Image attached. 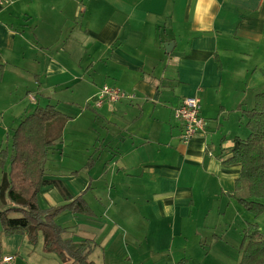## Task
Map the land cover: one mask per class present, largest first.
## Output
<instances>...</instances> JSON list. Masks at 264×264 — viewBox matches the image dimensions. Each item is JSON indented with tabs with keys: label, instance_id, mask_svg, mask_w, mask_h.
I'll return each instance as SVG.
<instances>
[{
	"label": "crops",
	"instance_id": "1",
	"mask_svg": "<svg viewBox=\"0 0 264 264\" xmlns=\"http://www.w3.org/2000/svg\"><path fill=\"white\" fill-rule=\"evenodd\" d=\"M105 85L137 99L96 107ZM262 92L264 0H12L0 11L1 136L49 105L70 118L45 180L84 194L94 216L56 223L65 240L90 242L94 264H204L195 254L219 237L214 208L238 194L241 167L225 161ZM195 96L206 134L185 145L175 111ZM65 202L53 185L38 195L42 210ZM164 222L177 256L158 242ZM0 264L64 263L40 236L2 234Z\"/></svg>",
	"mask_w": 264,
	"mask_h": 264
},
{
	"label": "trees",
	"instance_id": "2",
	"mask_svg": "<svg viewBox=\"0 0 264 264\" xmlns=\"http://www.w3.org/2000/svg\"><path fill=\"white\" fill-rule=\"evenodd\" d=\"M244 115L249 137L235 139L225 164L240 165L236 189L240 191L243 182H246L249 199L239 201L249 213L259 217L264 214V92L256 95L253 108L245 111ZM66 121L67 117L56 106L49 105L38 108L16 129L11 171L3 175L0 183L2 234L28 235L32 245H37L40 234H43L45 252L55 254L64 264H94L88 259L89 252H85L90 242L65 240V229L56 223V219L64 213L94 216L84 194L73 199L61 181L45 180L49 151L62 143ZM3 155L0 154V161ZM46 185L55 186L65 198V204L42 210L38 205V195ZM241 250L239 264H264V234L257 224L245 229ZM186 261L182 260L179 264H187Z\"/></svg>",
	"mask_w": 264,
	"mask_h": 264
},
{
	"label": "rangeland",
	"instance_id": "3",
	"mask_svg": "<svg viewBox=\"0 0 264 264\" xmlns=\"http://www.w3.org/2000/svg\"><path fill=\"white\" fill-rule=\"evenodd\" d=\"M92 76L96 77L95 74H92ZM67 102H71V99H68ZM93 102L94 101L92 99V103ZM68 119L70 118L67 117V120ZM245 122H247L246 119ZM17 126H15L14 128L11 127V132H9V130L7 131L6 129L3 136H1L0 133V154H4L2 161H0V183L2 182L3 175L5 173L9 174L11 171L13 136L16 129L19 127ZM2 128L3 126L0 125V130H2ZM53 159V152L51 151L50 157H48V161H53ZM64 160L66 164L69 163L68 159ZM243 185L244 188L242 190H236V192L238 193L236 197L232 196L228 198L226 196L227 200L223 204L220 211H218V206L214 208V212L211 216L215 217V219H211L210 224L213 225V221L216 222L214 224H216L218 227H215L216 225L213 226L215 227L213 233H216L219 237L214 238V236L211 234L209 240L206 242L204 241L206 245L202 247V252L198 255L195 254L198 261L202 262L204 259V264L239 263L242 256L241 244L244 238L245 229L251 224H257L261 232L264 234V214L259 217H255L253 214L249 213L239 201V199H249L246 182H243ZM229 201H232L231 205H227L230 204ZM15 217L19 218V216ZM217 221L219 223H217ZM172 232L173 231L170 222H164L161 228L162 236L159 237L158 242L160 243V245L166 246V249L172 248L173 253L177 256L179 247H181L180 240L176 238L174 232L173 234ZM220 236H222L223 239H220ZM40 240L41 242L42 240H44L43 234L40 235ZM189 248H191V245Z\"/></svg>",
	"mask_w": 264,
	"mask_h": 264
},
{
	"label": "built area",
	"instance_id": "4",
	"mask_svg": "<svg viewBox=\"0 0 264 264\" xmlns=\"http://www.w3.org/2000/svg\"><path fill=\"white\" fill-rule=\"evenodd\" d=\"M11 3L12 0H0V11ZM136 99L137 96L134 93H127L119 88L105 85L93 97V103L100 108L106 103L134 102ZM175 117L183 127V133L180 138L182 144L186 145L196 136L206 134L207 123L202 115V102L199 97L184 98L175 111ZM13 260L14 257H8L4 259V262L10 263Z\"/></svg>",
	"mask_w": 264,
	"mask_h": 264
},
{
	"label": "water",
	"instance_id": "5",
	"mask_svg": "<svg viewBox=\"0 0 264 264\" xmlns=\"http://www.w3.org/2000/svg\"><path fill=\"white\" fill-rule=\"evenodd\" d=\"M173 43H169L166 45L167 52L170 53L172 51Z\"/></svg>",
	"mask_w": 264,
	"mask_h": 264
}]
</instances>
